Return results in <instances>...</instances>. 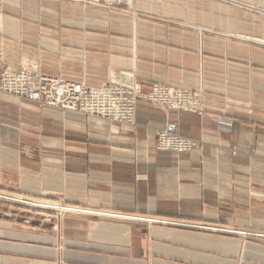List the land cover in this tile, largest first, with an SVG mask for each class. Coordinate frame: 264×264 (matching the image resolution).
<instances>
[{"label": "crops", "instance_id": "1", "mask_svg": "<svg viewBox=\"0 0 264 264\" xmlns=\"http://www.w3.org/2000/svg\"><path fill=\"white\" fill-rule=\"evenodd\" d=\"M135 9L0 0V64L200 89L207 111L140 101L133 128L0 92V191L82 211L41 228L0 217V264H264V0ZM166 121L202 147L156 150Z\"/></svg>", "mask_w": 264, "mask_h": 264}, {"label": "built area", "instance_id": "2", "mask_svg": "<svg viewBox=\"0 0 264 264\" xmlns=\"http://www.w3.org/2000/svg\"><path fill=\"white\" fill-rule=\"evenodd\" d=\"M83 6H99L112 9L123 0H68ZM131 1V0H130ZM132 2V1H131ZM129 9L132 5H127ZM0 92L30 101L39 108L58 109L82 116L99 117L110 122L136 127V106L140 101L170 111H188L202 117L207 111L200 89L186 90L165 83L153 82L148 91H142L141 83L128 76L122 81H110L100 87H91L84 81H71L44 75L24 67L0 64ZM203 141L177 133L176 124L165 122L155 130V148L174 155L200 149ZM20 201V200H15ZM32 205L35 203L28 202ZM43 206H48L41 204ZM69 212H82L68 206H51ZM74 209L75 211H72ZM79 210V211H78ZM210 231L213 227H199Z\"/></svg>", "mask_w": 264, "mask_h": 264}, {"label": "rangeland", "instance_id": "3", "mask_svg": "<svg viewBox=\"0 0 264 264\" xmlns=\"http://www.w3.org/2000/svg\"><path fill=\"white\" fill-rule=\"evenodd\" d=\"M68 1V0H67ZM132 1V2H131ZM123 0L120 4H115L112 7V11L129 15L131 19H137L140 17V14L135 9V0ZM116 3V0H115ZM132 5V8H128V4ZM20 200V201H15ZM28 202H32L35 204H43L40 200L32 199L30 197L10 193L6 191H0V217L5 219L6 217L9 218L10 222H17L21 225H31L37 228H41L43 223H48L46 218L47 215L62 217L64 214L67 213H76V212H69L63 211L58 208H46V207H39L36 205H32ZM44 205L48 206H57L60 207L62 205L73 207L71 205L65 204H47ZM51 223V222H49Z\"/></svg>", "mask_w": 264, "mask_h": 264}, {"label": "bare ground", "instance_id": "4", "mask_svg": "<svg viewBox=\"0 0 264 264\" xmlns=\"http://www.w3.org/2000/svg\"><path fill=\"white\" fill-rule=\"evenodd\" d=\"M36 206H39V207H45V206H43V205H41V203H39V204H35ZM46 207H48V206H46ZM50 207V206H49ZM72 211H75L74 209H72Z\"/></svg>", "mask_w": 264, "mask_h": 264}]
</instances>
